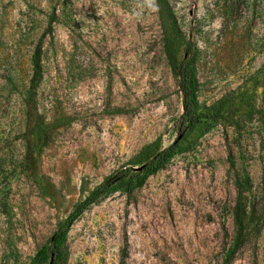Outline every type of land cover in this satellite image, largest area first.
Listing matches in <instances>:
<instances>
[{"label":"rangeland","instance_id":"obj_1","mask_svg":"<svg viewBox=\"0 0 264 264\" xmlns=\"http://www.w3.org/2000/svg\"><path fill=\"white\" fill-rule=\"evenodd\" d=\"M166 47L193 61L188 132ZM175 142L74 221L54 264H264V0H0V264H49L34 257L75 204Z\"/></svg>","mask_w":264,"mask_h":264},{"label":"trees","instance_id":"obj_2","mask_svg":"<svg viewBox=\"0 0 264 264\" xmlns=\"http://www.w3.org/2000/svg\"><path fill=\"white\" fill-rule=\"evenodd\" d=\"M170 17H172V14ZM54 14L48 20L47 29L44 34L40 37L37 42L32 57H31V67L32 73L29 81L30 92H34L38 87L42 79V44L43 38L46 34L51 31V25L54 21ZM173 18V17H172ZM188 53V50H185ZM166 55L168 56V61L171 67V72L177 81V85L182 93L183 98V111L180 117V127L182 132H188L194 129L199 122L203 119L204 114L198 111L197 105V80L195 76V71L193 67V61L191 58L182 57L177 59L174 54L166 47ZM31 136L34 140L38 141L41 136L39 126L33 125L31 128ZM177 153V142L173 143L169 147L161 150L153 158L143 163L137 168H125L120 170L116 175L110 176L102 181L99 185L93 188L87 196L75 204L69 214L57 225L55 231L51 237L46 241V243L37 251L34 261L46 260L52 258V264L58 260H66L67 258V248H66V235L67 231L74 223V221L91 205L97 203L100 199L105 198L112 192L116 190H121L126 194H130L133 189L140 187L144 180L151 174L163 169L165 165L171 160V158ZM232 165V164H231ZM247 182L243 180L242 182H236V196H237V206L236 212L234 214L235 220V235L234 247L237 248L241 244L242 239V228L243 222L240 220L239 208L241 205V198L243 192L245 191ZM0 193V210L5 207L1 202ZM4 201V200H3ZM4 205V206H3ZM2 211H0L1 213ZM6 215V213H4ZM239 218V219H238ZM6 227L10 226L9 218L3 222Z\"/></svg>","mask_w":264,"mask_h":264},{"label":"water","instance_id":"obj_3","mask_svg":"<svg viewBox=\"0 0 264 264\" xmlns=\"http://www.w3.org/2000/svg\"><path fill=\"white\" fill-rule=\"evenodd\" d=\"M52 261H53V259L51 258L50 261H49V264H52Z\"/></svg>","mask_w":264,"mask_h":264}]
</instances>
